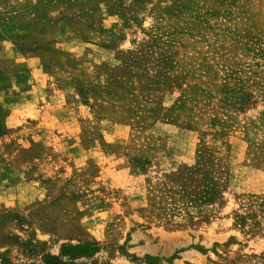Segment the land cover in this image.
<instances>
[{
  "label": "rangeland",
  "instance_id": "1",
  "mask_svg": "<svg viewBox=\"0 0 264 264\" xmlns=\"http://www.w3.org/2000/svg\"><path fill=\"white\" fill-rule=\"evenodd\" d=\"M0 264H264V0H0Z\"/></svg>",
  "mask_w": 264,
  "mask_h": 264
}]
</instances>
